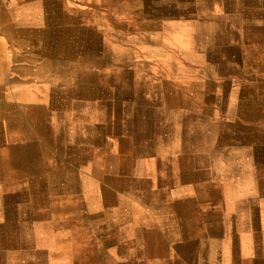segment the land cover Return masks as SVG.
<instances>
[{
  "label": "crops",
  "instance_id": "1",
  "mask_svg": "<svg viewBox=\"0 0 264 264\" xmlns=\"http://www.w3.org/2000/svg\"><path fill=\"white\" fill-rule=\"evenodd\" d=\"M114 1L0 0V264H264V0H116L133 113L98 96Z\"/></svg>",
  "mask_w": 264,
  "mask_h": 264
},
{
  "label": "rangeland",
  "instance_id": "2",
  "mask_svg": "<svg viewBox=\"0 0 264 264\" xmlns=\"http://www.w3.org/2000/svg\"><path fill=\"white\" fill-rule=\"evenodd\" d=\"M129 5L132 6L133 2L115 0L112 7L114 13L112 22L109 15L105 17V14L99 12L98 16L96 73L98 96L99 98L113 96L116 113L123 111L133 113L134 108L139 106L135 97L151 95L155 91L153 87H145L142 83L153 77L147 76L150 71L147 68L145 70L142 65L145 62L143 53L146 48L139 39V24L135 22L136 14L127 15L133 10ZM105 9L110 11L105 5L99 8V11L104 12ZM108 31L110 33L107 35ZM105 51H108L107 55ZM109 52H112V55H109ZM247 93L264 96V86L248 88L244 94ZM262 105L264 106V103ZM262 155L264 157V152Z\"/></svg>",
  "mask_w": 264,
  "mask_h": 264
}]
</instances>
